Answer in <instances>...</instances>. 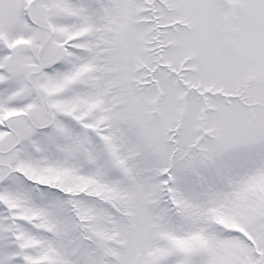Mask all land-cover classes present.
<instances>
[{
    "label": "snow or ice",
    "instance_id": "obj_1",
    "mask_svg": "<svg viewBox=\"0 0 264 264\" xmlns=\"http://www.w3.org/2000/svg\"><path fill=\"white\" fill-rule=\"evenodd\" d=\"M0 264H264V0H0Z\"/></svg>",
    "mask_w": 264,
    "mask_h": 264
}]
</instances>
